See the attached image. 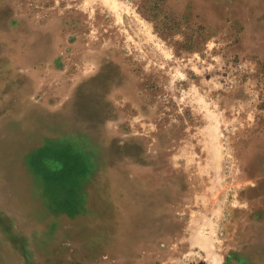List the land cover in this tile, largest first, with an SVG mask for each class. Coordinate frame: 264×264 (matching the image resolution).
Masks as SVG:
<instances>
[{
    "label": "rangeland",
    "instance_id": "1",
    "mask_svg": "<svg viewBox=\"0 0 264 264\" xmlns=\"http://www.w3.org/2000/svg\"><path fill=\"white\" fill-rule=\"evenodd\" d=\"M0 264H264V0H0Z\"/></svg>",
    "mask_w": 264,
    "mask_h": 264
}]
</instances>
